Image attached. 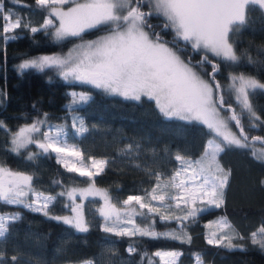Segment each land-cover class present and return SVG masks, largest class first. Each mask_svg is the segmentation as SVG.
<instances>
[{"label": "trees", "instance_id": "trees-1", "mask_svg": "<svg viewBox=\"0 0 264 264\" xmlns=\"http://www.w3.org/2000/svg\"><path fill=\"white\" fill-rule=\"evenodd\" d=\"M3 4L5 13L10 10L14 13L13 20L18 17L22 24L5 34L2 31L5 22L0 20V124L3 125L0 127V165L33 176L32 186L53 196L71 185H86L94 181L95 185L107 191L112 204L119 205L129 194L144 196L146 191H151L157 182V174L161 182H167L178 166L176 155L196 157L203 152L210 136L206 126L166 118L154 101L144 97L141 101L126 100L118 95H109L91 85L65 81L52 69L21 72L18 66L22 60L38 53L61 51L72 38L57 41L49 29L41 27L48 9L38 6L36 0H3ZM161 22V18L151 19L153 25ZM32 27L40 31L33 33ZM96 33L92 30L84 37ZM5 35L18 38L5 39ZM162 35L165 40H172L171 32ZM230 42L240 57L237 63L222 62L209 54V59L219 65L216 80L225 95L224 86L229 72L251 74L264 81L262 7L249 5L246 8L244 26L239 32L230 34ZM181 54L190 56L193 63L201 59V55L193 52L191 47ZM205 69L207 72L212 70L208 65ZM79 88L86 91L90 99L73 105L70 90ZM249 100L257 116L264 121V91H250ZM225 101L236 108L232 97ZM75 110L79 116L72 114ZM41 117L49 122H64L68 140L83 153V159L104 157L107 161L104 170L92 178L81 177L78 173L68 172L54 154L37 156L32 161L26 159L29 151L33 154L40 151L34 145L21 150L20 155L11 152L9 133ZM73 120L77 121V127L82 120L87 131L78 134L72 126ZM255 123L253 128L249 120L242 117L249 137H264V124ZM129 146L130 155L125 154ZM218 159L230 173L224 188V203L220 208L211 207L200 213L194 222L191 219L183 222L190 242L187 238L155 239L105 232L101 225L103 218L98 212L99 200L93 196L82 199L87 232H79L61 220L52 219L57 214L70 211L66 207L65 196L49 206L48 216L32 212L22 205L0 202V212L7 211L20 217L7 222L6 236L0 238V264H65L84 259H89L91 264H158L159 257L154 250L161 247L180 250L176 264H193L197 258L206 264H264V250L253 244L250 238V234L264 224V162L255 159L251 149L237 148L226 149ZM167 211L169 209H162L161 213L152 214L154 227L180 228L174 219L164 221L159 218ZM219 214L225 215L235 233L243 237L236 239L233 235V243L239 247L227 248L208 243L205 221ZM137 219L141 221L140 217ZM130 245L136 248L135 252L127 251Z\"/></svg>", "mask_w": 264, "mask_h": 264}, {"label": "snow or ice", "instance_id": "snow-or-ice-1", "mask_svg": "<svg viewBox=\"0 0 264 264\" xmlns=\"http://www.w3.org/2000/svg\"><path fill=\"white\" fill-rule=\"evenodd\" d=\"M36 4L48 9V18L41 26L43 29H54L52 34L57 41L77 38L81 43L76 44L65 56L42 55L26 59L18 66L21 72L27 69L40 72L56 69L65 81L91 85L126 100L141 101L142 97L147 98L155 102L159 112L166 118L198 122L206 126L212 137L198 160L175 156L184 165L181 171L187 173L192 169L191 185L184 179H178L181 171H176L167 182H161L157 174V182L151 191H146L144 196L130 195L122 201L124 206L135 202L139 209H146V212L137 211L136 207L118 209L110 202L107 192L101 193L95 189L94 181L88 188L81 190L80 195L85 199L103 196L105 206L98 212L104 220L105 232L117 236L139 235L181 240L182 237L175 232L155 231L152 214L161 213L162 208L179 209L183 203V216L160 214L159 217L164 221L174 219L183 229L186 227L184 221L191 219L194 222L208 208H220L224 203V188L230 173L223 169L218 158L226 149H251L252 156L264 162V147L259 149L260 155L255 150V143L264 144V137L254 136L250 140L242 124V117H246L253 128L256 127L255 122L264 124L249 101L250 91H264V83L243 74L230 77L228 94L240 108V112H237L231 102L225 101V92L216 80L219 65L209 59L211 54L222 62L239 61L240 57L230 43V34L239 32L244 26L246 8L249 5L264 8V0H36ZM66 4L72 6L65 10ZM13 16L10 10L5 13L3 0H0V20L5 22L3 33L8 34L21 27V19L17 17L13 20ZM154 17L161 18L162 22L153 25L151 19ZM24 26L28 27L27 24ZM30 30L33 33L40 31L35 27ZM92 30L103 34L94 40H85V33ZM168 32L173 34L171 41L165 40L162 35ZM17 38L15 35H5V39ZM188 47L201 55V59L195 63L190 56L182 59L179 53ZM205 65L211 67V72L206 71ZM71 95L73 105L90 99L85 92ZM46 125V118L38 119L14 133L10 132V151L20 155L21 150L34 145L40 151L35 154L29 151L26 159L32 161L37 156L55 154L58 163L63 164L68 172L78 173L81 177L92 178L104 170L105 160H92L90 165L84 163L79 148L69 145L68 134L63 126H48L42 131ZM72 126L80 135L87 131L82 120H79V127L77 121L73 120ZM0 127L3 125L0 124ZM233 127L238 129V133L232 130ZM130 150L131 146L125 154L130 155ZM70 156L76 157V164H69L66 157ZM77 164L82 166L78 167ZM92 168L95 171H91ZM197 177H201L199 182ZM32 181L31 175L0 166V202L22 205L32 212H42L48 216L49 206L54 205L58 198L67 196L69 204L66 207L74 215L52 219L61 220L79 232L89 230L84 219L83 203H75L76 188L61 191L56 196L38 194L34 200L28 201L25 198L32 191ZM170 187L176 190L175 194L167 191ZM152 201H158L159 207L154 206ZM197 201L202 206H197ZM136 217H140L147 226H137ZM19 218V215L0 216V238L6 236L7 222ZM217 223L227 231L219 236L213 232L208 243L227 248L239 247L233 243V235L236 239L243 237L235 233L227 219L223 218ZM250 238L253 244H258L264 250V224L252 232ZM187 239L190 242V237ZM127 251L133 253L136 248L130 245ZM156 255L172 257L171 264H176L181 253L157 252Z\"/></svg>", "mask_w": 264, "mask_h": 264}, {"label": "rangeland", "instance_id": "rangeland-1", "mask_svg": "<svg viewBox=\"0 0 264 264\" xmlns=\"http://www.w3.org/2000/svg\"><path fill=\"white\" fill-rule=\"evenodd\" d=\"M81 2H82V0H81ZM71 6H72L71 4H66V5H64V8H65V10H66L68 7H71ZM263 9H264V8H263ZM144 10H145V9H144ZM146 10H147V9H146ZM47 18H48V14L45 16V18H44V20H43V23L45 22V20H46ZM53 19H55V18H53ZM43 23H42V25H43ZM42 25H41V26H42ZM57 25H58V21H57ZM49 30L51 31V34L54 32V29H52V28H49ZM102 34H103V33L98 32V33H96V34H94V35H92V36L84 37V39H85V40H94V39H96L98 36H100V35H102ZM52 36H53V38L55 39V37H54L53 34H52ZM72 39H73V40H72ZM72 39H71V43H70L66 48H64V49L61 50V51L48 52V53H38V54H35V55H33V56L29 57V58H26V59L36 58V57H38V56H42V55H57V56H65V55L69 52V50H71V49H73V48L75 47L76 44L81 43V41H80L79 39H77V38H76V39L72 38ZM230 43H231V42H230ZM169 46H171V44H170ZM179 54L181 55V58H182V59H183V58H186V57H184L181 53H179ZM26 59H24V60H26ZM24 60H22V61L20 62V64L23 63ZM20 64H19V65H20ZM52 70H53V72L55 71V73H57L58 76H60L58 70H56V69H52ZM240 74H243V75L246 76V77H251V78H253V79L259 81L260 83H264V81H261V80L257 79L255 76H253V75H251V74L241 73V72H229V73L227 74L226 84H225V86H224V87H225V90L227 91L226 95L224 96V99H226V100L229 101V97H230V95L228 94V87H229V85H230V83H231L230 77H231L232 75H240ZM60 77H61V76H60ZM61 78L63 79V77H61ZM204 78H205V79H208L207 76H204ZM77 82H78V81H77ZM79 83H80V82H79ZM75 91H78V92H75ZM70 92H71V93H74V92H75V93H81V92H85V93H87L86 91H84V90L81 89V88L76 89V90H75V89H72V90H70ZM87 94H88V93H87ZM233 100H234V99H233ZM249 101H250V100H249ZM234 102H235V101H234ZM78 103H79V102H78ZM235 103H236V102H235ZM76 104H77V103H76ZM235 107H236L237 112H240V108L238 107L237 104H235ZM75 112H76V113H75ZM75 112L72 113V111H69V113H72L74 116H76V114H77V115L79 114L76 110H75ZM78 116H79V115H78ZM39 119H45V117H41V118H39ZM46 120H47V125L45 126L44 129H42V131H43V130H46V128H47L48 126H63V127L65 128V125H64L65 123H64V122H61V121H60V122H59V121H52V122H49L47 118H46ZM32 122H33V121H32ZM32 122H29V123H27V124H25V125H30ZM67 122H68V121H67ZM25 125H22L21 127H23V126H25ZM65 130H66V128H65ZM232 130H233V131H236V132L238 133V130H237L235 127H233ZM261 137H263V136H261ZM211 138H212V137H211V135H210V136L208 137L207 141H206L205 148H206V146H207V142H208V140L211 139ZM251 138H252V137H249L250 140H251ZM67 140H68V138H67ZM68 143H69V145H74V144H73L72 142H70L69 140H68ZM9 147L11 148V143H10V146H9ZM262 147H264V144H261L260 142H256V143H255V150L257 151V155H260L259 149H261ZM205 148H204V149H205ZM251 151H252V150H251ZM30 152H32V151H30ZM203 152H204V150H203ZM203 152H202L200 155L196 156V157H188V156H183V157H185V159H187V160L195 161V160H198V159H199V157L203 154ZM27 154H28V153H27ZM54 155H55V154H54ZM66 159H67V161L69 162L70 165H71V164H76V163H77V159H76V157H74V156L66 157ZM83 160H84V159H83ZM92 160L100 161V160H105V158H104V157H101V158L89 157V159H88L87 161L84 160V163L90 165ZM219 162H220V161H219ZM220 164H221V166L223 167V169H224L226 172H228L227 168H225V167L222 165L221 162H220ZM0 166H3V167H5V168H8V167H6V166H4V165H0ZM77 166L79 167V166H82V165L77 164ZM183 166H184V165H182V163L179 161L178 166H177L176 169L174 170L172 176L175 174L176 171H181V169H182ZM8 169H9V168H8ZM90 170H91V171H95L94 168H92V169H90ZM12 171H13V170H12ZM172 176H171V177H172ZM171 177H170V178H171ZM191 178H192V169H189V171H188L187 173H184L183 171H181V176H180L178 179H184V180L188 181L189 185H191V183H192V179H191ZM200 179H201V177H197V182H199ZM91 183H92V182H90V183H88V184H86V185H78V186H77V185H71V186H69V187L67 188L66 191H69V190H71L72 188H76V189H77V192L74 194V195L76 196L75 203H83V202H82L83 197L80 195V191L83 190V189L88 188L89 185H90ZM94 185H95V184H94ZM95 189L99 190V192H101V193H103V192H107L103 187H99V186H97V185H95ZM66 191H65V192H66ZM158 191H159V190H158ZM167 191H169L171 194H175V192H176V190H175L174 188H171V187H170L169 189H167ZM38 194H39V195H43V196H48V195L53 196V194H49V193H46V192H43V191L37 190V189H35V188L32 186V191L30 192L29 196H28L27 198H25V199L28 200V201L34 200ZM130 195H138V194H129L128 196H130ZM128 196H127V197H128ZM93 197H97L98 200H99L98 209H100V208H102V207L105 206V205H104V199H103V196H102V195H95V196H93ZM127 197H126L125 199H123L122 201L126 200ZM65 198L67 199V200H66V203L69 204L68 197L65 196ZM147 199H148V198H147ZM147 199H146V200H147ZM146 200H145V202H147ZM122 201H121V203H120L119 205H116V207H117L118 209H120V208H124V207H136V208H137V211H142V209H139L138 205H135V202H133L132 205L124 206V205L122 204ZM110 202H111V201H110ZM152 203H153L154 206L159 207V202H158V201H152ZM189 206H191V205L189 204ZM197 206H202V205H200L199 201H197ZM184 208H185V205H184L183 203H181V207H180L179 209L173 208V209L167 211L165 214H166V215H170V216H183V215L185 214L184 211H183ZM162 209H163V208H162ZM162 209H161V211H162ZM144 210L147 211L146 209H144ZM12 215H13V213H10V212H7V211H5V212H0V216L11 217ZM72 215H74V213H72L71 211H69V212H67V213L57 214V215H55V217L72 216ZM223 218H226V219H227V217H226L225 215H221V214H219V215L214 216V217H212V218H209V219H207V220L205 221V226H206V236H207V238H210V237H211V234H212L213 232H216V233L218 234V236H219V235H222V234H223L222 232H225V231L227 230V229L223 228V227L221 226V224H218V223H217L218 221H222ZM136 224H137V226L142 227V228L147 226V223H146V222H145V223H142L140 220L137 219V217H136ZM101 225L104 227V220H102V224H101ZM209 225H210V226H209ZM129 227H131V225H129ZM154 229H155V231H157V232H175L176 234L180 235V236L182 237V239H186V238L189 237V232H188L187 228L181 229V228H178V227L167 226V227L162 228V229H157V228L154 227ZM207 234H208V235H207ZM154 252H155V253L160 252L161 254H163V253H165V252H178V253H180V250L177 249V248H165V247H161V248H157V249H155ZM158 257H159V263H158V264H165L166 261L168 262V264H171L172 257L163 256V255L158 256ZM86 262H91V261H90L89 259H84V260H81V261L68 262V263H65V264H86ZM193 264H206V263H202V262H200L199 258H197Z\"/></svg>", "mask_w": 264, "mask_h": 264}]
</instances>
